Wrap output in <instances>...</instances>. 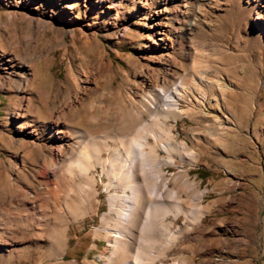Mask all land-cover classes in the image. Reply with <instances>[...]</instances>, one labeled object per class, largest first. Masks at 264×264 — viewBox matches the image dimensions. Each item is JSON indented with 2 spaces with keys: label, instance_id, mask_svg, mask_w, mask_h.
Listing matches in <instances>:
<instances>
[{
  "label": "rangeland",
  "instance_id": "obj_1",
  "mask_svg": "<svg viewBox=\"0 0 264 264\" xmlns=\"http://www.w3.org/2000/svg\"><path fill=\"white\" fill-rule=\"evenodd\" d=\"M26 1L0 0V76L6 75L2 61L15 59L16 68L21 70L26 65L31 78L25 93L11 87L0 89V220L5 221L8 215L36 227L10 226L17 242L7 241L0 249L15 253L11 257L4 254L0 264H123L126 260L132 264L137 257L148 260L161 254L166 257L158 264H264V67L259 63V50L244 40L240 28L247 13L236 7L237 0H219L217 6L211 3L208 8L204 5L208 0ZM186 4L201 12L206 22L204 31L190 34L182 30L187 21L183 13ZM50 7L55 8L54 13L49 12ZM166 9L165 16L174 21L172 27L176 30L175 44L168 50L158 48L152 36L157 13ZM192 40L206 44L205 48L198 47L194 65L193 61L185 62L184 55ZM231 55L240 75L254 67L260 71L249 85V104L235 120H229L231 125L221 114L218 116L223 124L213 121V109L204 116L180 102V109L191 113L179 121L170 119L161 130L164 142L170 131L180 147L172 154L160 151L165 163L170 158L175 160V165L162 167L169 186L167 200L168 193L176 191L185 211L206 210L201 223L194 224L184 215L174 218L172 208L166 211L165 221L152 228L153 237L140 240V227L136 226L130 246H120L115 235L108 238L105 230L107 226L116 230L115 221L102 222L109 211L105 189L109 179L100 172L96 173L99 196L85 194L92 199L93 211L80 221H73L65 207L53 206L52 199L64 202L69 196L80 197L78 188L58 187L49 175L47 192L29 189L39 154L35 150L25 158L27 149L16 143L21 132L14 122L16 118L10 116L15 107L22 106L23 112L27 111L26 119L39 127L45 123L52 126L59 120L61 125L78 126L97 136H129L138 128L122 131V120L134 118L138 109H144L147 128L156 120L142 104L149 96L147 86L142 85L145 76L169 89L185 72L191 83L193 68L198 75L214 80L233 75L226 64ZM185 63L191 64V70ZM9 77L14 79V74ZM78 84L86 85L78 99L63 109L60 119L56 114L50 120V114L58 112L76 93ZM215 93L208 92L211 97ZM27 122L19 120L22 125ZM47 138L35 145H48ZM149 141L154 143L153 135ZM118 145L110 141L112 148L118 149ZM191 152L197 153V161L189 159ZM109 157L104 152V158ZM68 165L69 161H64L62 172ZM43 175L41 171L39 178ZM201 192L205 193L202 201L189 199ZM56 211L69 223L67 247L61 258L48 255L50 238L38 234L46 222L45 215L52 219L49 227H54Z\"/></svg>",
  "mask_w": 264,
  "mask_h": 264
},
{
  "label": "bare ground",
  "instance_id": "obj_2",
  "mask_svg": "<svg viewBox=\"0 0 264 264\" xmlns=\"http://www.w3.org/2000/svg\"><path fill=\"white\" fill-rule=\"evenodd\" d=\"M43 1L47 2L48 0ZM52 1L56 3V0ZM199 1L201 0H193L195 3ZM26 2L34 4L41 1L27 0ZM218 2L219 0H208V2L203 4L208 8L211 3L217 6ZM237 2L236 7L247 13V15L245 14L246 16L244 15L245 19L240 28L242 34L246 37L244 40L246 43L253 44L254 49L259 50V63L263 68L264 0H237ZM187 4L184 6L185 10L183 11L187 15V23H184L182 30L190 34H196L206 27V22L202 20V14L199 10L197 11L195 8H191L190 4ZM49 12L54 13L55 8L50 7ZM166 12H168L167 9L164 12L157 13L156 28L153 29L152 27V36L158 48L168 50L173 48L175 44L176 30L172 27L174 21L170 17L165 16ZM253 12L256 14V17L252 16ZM198 47L205 48L206 44L202 43V41L201 43L193 40L190 41L184 53L186 57L185 62L193 61L194 65L195 60L193 57ZM234 58L231 55V58L226 63L228 71H231L233 75L228 74L225 77L217 76L214 80H209L206 78L207 76L198 75L195 72L196 69L193 68L190 77L191 83L187 81L188 75L185 72L184 77L178 79L177 85L170 89L164 83L159 84L160 82L153 80L149 75L145 76L142 85L147 86L149 96L146 98L147 101L142 104L146 112L155 116L156 120L147 128L146 119H144V109H138L134 118L129 119L128 116L126 121L122 120V131L128 127L138 128L135 134L129 136H117L115 134L97 136L92 134L90 130L77 128L78 126L61 125L59 120L54 122L52 126L49 123H45L39 127L38 125L31 124L26 119L27 111L23 112L22 106L15 107L12 109L10 116L16 118L14 122L18 123L17 129L21 132V139L16 141V143L21 148L27 149L25 158L30 157L35 150L39 154V157L35 159L36 167L29 182V189L34 193L47 192L49 185L46 179L49 175L54 177V182L58 187L78 188L81 193L80 197L69 196L64 202H60L57 198L52 199L54 200L53 206L65 207L68 212L67 214L73 221H80L85 219L89 212L93 211L94 204L92 199L86 197L85 194H89L93 198L99 196V179L96 173L100 172L103 177L106 176L109 179L105 185V189L109 193V211L102 217V222L105 225L115 221L116 230L108 226L105 227V230L108 238L111 234L115 235L116 244L119 245L127 243L130 246L129 240L134 236L133 230L136 226L140 227L138 232L140 240L153 237L154 225L157 223L160 225V223L165 221L166 211L172 208L174 218L178 219L181 215H184L187 220L194 224L201 223L207 214L206 210L192 208L189 211H185L180 206L181 198L176 191L169 192L168 196L170 199L167 200L166 192L169 186L164 179L162 167L164 164L175 165V160L170 158L165 163L160 151L172 154L178 152L180 147L172 138L170 131L167 133V142H164L161 130H163L162 127L164 128L163 125L170 121V119L179 121L194 111H201L204 116H207L210 115V110L212 109L215 112L213 121L220 125L223 124L218 116V114H221L227 119L226 122L231 125L229 120H235V116L243 112L246 105L249 104L247 99L251 87L249 85L254 81L257 70L259 71L257 67H254L250 68L252 70L249 69L250 72L240 75L237 69L233 67L235 65ZM2 62L4 67L2 70H5L6 75L0 76V89H9L11 87L17 93H25L31 85V78H29L25 70L26 65H23V68L19 70L16 68L15 59L3 60ZM185 65L190 69L191 64L187 65L185 63ZM11 74H14V79L9 77ZM85 88L86 85L78 84L76 93L68 97L66 103L60 106L58 112L54 111L50 114V120L54 119L56 114L58 119H60L63 109L69 103H72L74 99H78L79 94ZM210 90L216 92L214 97L208 94ZM180 102H185L191 112L187 111L185 113L182 111L179 107ZM239 109L240 111H238ZM19 120L28 122L22 125L19 123ZM78 122L80 124L82 121ZM150 135L154 136V143L152 144L149 141ZM45 136H48V145L43 143L35 145L36 141L43 140ZM110 141L117 142L119 148H112ZM33 145L35 146L33 147ZM104 152H107L110 157L104 158ZM189 159L194 162L197 161V153L191 152ZM64 161H69L65 173L60 169ZM41 171L45 172V175L42 177L43 179L39 178ZM204 195V192L194 193L189 196V199L199 202L204 199ZM55 213V217H57L54 219L57 221L54 223V227H49L53 222L50 223L52 219L50 220L45 215L44 218L47 225L44 223L43 227L39 229L38 234H48L50 238L48 255L50 257L61 258L65 254L67 247L69 223L63 219L59 211ZM7 216L5 221L0 220V246L7 245V241L17 242L14 232L10 229L12 224L15 223L17 227L27 229L28 227H33L34 229L36 227L35 225V227L30 225V223L29 225L24 224L22 220L18 221ZM14 253L15 250L8 252L5 249H0V258L4 254L11 257ZM163 257H166V254H161L155 258L151 257L148 260L137 257V261L132 264H158L159 260ZM121 263L130 264L128 260ZM173 264L180 263L176 261Z\"/></svg>",
  "mask_w": 264,
  "mask_h": 264
}]
</instances>
